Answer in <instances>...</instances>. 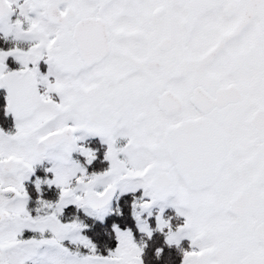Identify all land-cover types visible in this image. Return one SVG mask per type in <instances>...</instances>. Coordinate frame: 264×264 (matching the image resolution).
I'll return each mask as SVG.
<instances>
[{
    "label": "snow or ice",
    "instance_id": "1",
    "mask_svg": "<svg viewBox=\"0 0 264 264\" xmlns=\"http://www.w3.org/2000/svg\"><path fill=\"white\" fill-rule=\"evenodd\" d=\"M0 264H264V0H0Z\"/></svg>",
    "mask_w": 264,
    "mask_h": 264
}]
</instances>
